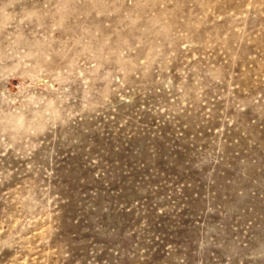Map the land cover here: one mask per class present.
<instances>
[{"label":"rangeland","instance_id":"374dc122","mask_svg":"<svg viewBox=\"0 0 264 264\" xmlns=\"http://www.w3.org/2000/svg\"><path fill=\"white\" fill-rule=\"evenodd\" d=\"M0 264H264V0H0Z\"/></svg>","mask_w":264,"mask_h":264}]
</instances>
